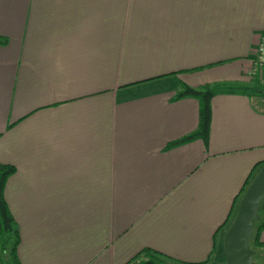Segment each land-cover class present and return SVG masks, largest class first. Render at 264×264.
I'll list each match as a JSON object with an SVG mask.
<instances>
[{
  "label": "crops",
  "instance_id": "crops-1",
  "mask_svg": "<svg viewBox=\"0 0 264 264\" xmlns=\"http://www.w3.org/2000/svg\"><path fill=\"white\" fill-rule=\"evenodd\" d=\"M261 38L264 0H0V163L14 168L20 264L218 257L264 162ZM181 84L232 92L212 98L205 142L166 149L197 128Z\"/></svg>",
  "mask_w": 264,
  "mask_h": 264
},
{
  "label": "trees",
  "instance_id": "trees-1",
  "mask_svg": "<svg viewBox=\"0 0 264 264\" xmlns=\"http://www.w3.org/2000/svg\"><path fill=\"white\" fill-rule=\"evenodd\" d=\"M253 83L259 89L260 95L264 97V83L259 82V80L257 79H253ZM231 92V90L223 89L220 86L210 84H206L200 88H191L187 85L181 84L174 96V100L177 101L185 98H192L197 101V128L191 134L168 144L166 146V149H171L185 144H189L196 140H202L205 142L208 138L210 128L212 98L218 94H225ZM263 164L264 162L258 163L252 169L244 185L240 189L238 195L235 197L230 212L234 206V203L237 202V198H239V196L243 194L245 188L249 185L255 170L260 168ZM13 172L14 168L12 166L0 163V264H20L16 253L17 246L19 244V236L15 227V221L6 206V202L4 199V188L6 180ZM259 208L263 211V220H260L256 223L257 227L250 241L251 243H253L254 247L258 248L264 247V243L260 242L258 237L259 232L261 230H264V200ZM228 219L229 217H227V219L221 226H224L228 222ZM143 252H147L149 254V259L146 262H141L137 260L139 255H141ZM254 256H256L255 252ZM166 259L171 260L170 257L146 249L138 253V255L133 257L125 264H163V261Z\"/></svg>",
  "mask_w": 264,
  "mask_h": 264
},
{
  "label": "water",
  "instance_id": "water-1",
  "mask_svg": "<svg viewBox=\"0 0 264 264\" xmlns=\"http://www.w3.org/2000/svg\"><path fill=\"white\" fill-rule=\"evenodd\" d=\"M264 200V166L261 167L242 195L237 215L226 232L223 264H255L250 241L254 225L260 221L258 210Z\"/></svg>",
  "mask_w": 264,
  "mask_h": 264
},
{
  "label": "built area",
  "instance_id": "built-area-1",
  "mask_svg": "<svg viewBox=\"0 0 264 264\" xmlns=\"http://www.w3.org/2000/svg\"><path fill=\"white\" fill-rule=\"evenodd\" d=\"M251 69L250 75L252 79L260 82L264 81V40L260 39L256 45L253 54L250 57Z\"/></svg>",
  "mask_w": 264,
  "mask_h": 264
},
{
  "label": "rangeland",
  "instance_id": "rangeland-1",
  "mask_svg": "<svg viewBox=\"0 0 264 264\" xmlns=\"http://www.w3.org/2000/svg\"><path fill=\"white\" fill-rule=\"evenodd\" d=\"M260 82V81H259ZM261 83H264L261 82ZM252 89L251 91H253L254 94L256 95H260L259 89L254 85V83H252ZM250 91V90H249ZM257 102V101H256ZM257 106L260 108H264V97L262 99H260V101L258 100ZM258 214L260 216V220H263V211L259 208L258 210ZM257 227V224L255 223L254 225V231ZM250 249L252 251L255 250L256 256H254V262L256 264H262L264 262V251H256L258 249V247H254L253 243L250 242ZM225 256L223 254V252L221 251L219 253V256L217 257V253L215 254L214 258L212 259V262H210V264H223L225 261ZM214 261H216V263H214Z\"/></svg>",
  "mask_w": 264,
  "mask_h": 264
}]
</instances>
